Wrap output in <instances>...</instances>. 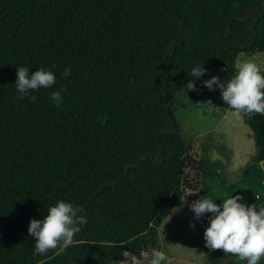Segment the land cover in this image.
Segmentation results:
<instances>
[{
  "label": "trees",
  "instance_id": "16d2710c",
  "mask_svg": "<svg viewBox=\"0 0 264 264\" xmlns=\"http://www.w3.org/2000/svg\"><path fill=\"white\" fill-rule=\"evenodd\" d=\"M242 52L264 53V0H0V264H117L124 250L141 264L162 221L195 191L192 172L195 199L239 194L264 206V115L242 119L251 163L218 185L204 158L188 166L174 113L193 67L232 76ZM18 66L51 68L56 84L21 99ZM61 88L56 106L50 94ZM61 199L88 223L63 254L34 256L30 220ZM204 252L206 264H247Z\"/></svg>",
  "mask_w": 264,
  "mask_h": 264
},
{
  "label": "clouds",
  "instance_id": "9594fccd",
  "mask_svg": "<svg viewBox=\"0 0 264 264\" xmlns=\"http://www.w3.org/2000/svg\"><path fill=\"white\" fill-rule=\"evenodd\" d=\"M236 69L235 74L227 81L212 76L203 81V85L210 91L218 87L222 100L237 119L252 118L255 114L264 115V73L260 66L246 59L238 63ZM206 71L203 66H195L191 70V77L199 78ZM70 75L71 67H65L61 76L67 78ZM55 84L56 74L51 68L40 67L31 72L27 66L17 67L15 87L21 99L28 97L35 102L36 96L30 95L31 92L40 88L47 89ZM185 88L195 91L196 85L189 80ZM65 91L66 89L61 88L51 92L50 98L56 106L62 104V93ZM199 105L209 112L218 109L210 99L199 102ZM242 199L239 194H232L217 204L204 195L193 200L189 207L196 220L207 213L212 214L203 233L206 247L223 250L224 254H232L247 264H258L264 257V206L246 205L241 202ZM80 212V206L61 199L47 209V215L42 220L31 219L28 233L35 238L33 255H45L49 250H57L56 255L63 254L74 243L81 226L88 223ZM190 226L194 228L195 224L191 223ZM122 256L124 258L118 260L117 264H139L138 257L129 250H124ZM149 257V264H172L170 257L157 248L150 249Z\"/></svg>",
  "mask_w": 264,
  "mask_h": 264
},
{
  "label": "rangeland",
  "instance_id": "374dc122",
  "mask_svg": "<svg viewBox=\"0 0 264 264\" xmlns=\"http://www.w3.org/2000/svg\"><path fill=\"white\" fill-rule=\"evenodd\" d=\"M246 59L256 62L264 71V53L242 52L236 58V66ZM212 76H218L222 81L232 77L222 67L209 68L193 82L195 91L184 87L174 94L173 101L176 120L187 141L188 166L197 167L199 158H204L218 169L215 182L219 185V178H225L229 183L240 178L242 169L251 163L255 146L250 128L232 114L221 98V90L216 87L210 91L203 85V81ZM209 99L218 106L216 111L209 112L200 107L199 102ZM196 177L198 174L193 172L189 175L191 184L195 185L194 194L181 197L158 227L157 249L163 250L172 264H206L202 217L196 220L189 207L200 190ZM216 192L218 196H224L225 187H216ZM191 223L195 224L194 228ZM149 259L147 255L141 264H149Z\"/></svg>",
  "mask_w": 264,
  "mask_h": 264
},
{
  "label": "water",
  "instance_id": "95a60500",
  "mask_svg": "<svg viewBox=\"0 0 264 264\" xmlns=\"http://www.w3.org/2000/svg\"><path fill=\"white\" fill-rule=\"evenodd\" d=\"M177 38H178V37H177ZM177 38H176V39H177Z\"/></svg>",
  "mask_w": 264,
  "mask_h": 264
}]
</instances>
